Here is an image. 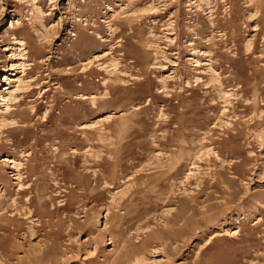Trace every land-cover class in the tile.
I'll list each match as a JSON object with an SVG mask.
<instances>
[{"label": "rangeland", "instance_id": "374dc122", "mask_svg": "<svg viewBox=\"0 0 264 264\" xmlns=\"http://www.w3.org/2000/svg\"><path fill=\"white\" fill-rule=\"evenodd\" d=\"M0 264H264V0H0Z\"/></svg>", "mask_w": 264, "mask_h": 264}]
</instances>
